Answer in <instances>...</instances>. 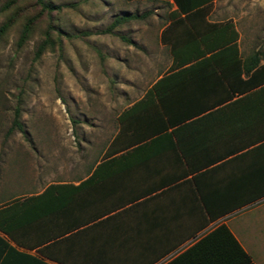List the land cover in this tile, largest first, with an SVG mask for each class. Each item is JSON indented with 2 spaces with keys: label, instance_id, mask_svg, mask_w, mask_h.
Wrapping results in <instances>:
<instances>
[{
  "label": "crops",
  "instance_id": "crops-1",
  "mask_svg": "<svg viewBox=\"0 0 264 264\" xmlns=\"http://www.w3.org/2000/svg\"><path fill=\"white\" fill-rule=\"evenodd\" d=\"M126 1L152 4L117 12L136 16L114 28L151 32L120 34L118 84L96 117L102 142L78 164L61 159L54 179L35 187L32 151L0 152V206L49 183L80 186L71 213L43 219V234L79 222L49 238L60 260L40 255L33 233H18L22 242L0 233L55 264H264V7ZM147 14L152 24L132 21ZM230 26L236 36L224 41ZM231 42L236 55L216 51ZM25 211L13 214L16 225L25 227Z\"/></svg>",
  "mask_w": 264,
  "mask_h": 264
},
{
  "label": "rangeland",
  "instance_id": "rangeland-1",
  "mask_svg": "<svg viewBox=\"0 0 264 264\" xmlns=\"http://www.w3.org/2000/svg\"><path fill=\"white\" fill-rule=\"evenodd\" d=\"M29 1L15 0L11 7L4 8L5 0H0V23L14 8L26 7ZM51 1L60 8L43 14L20 47L15 40L24 14L0 35V152L23 145L32 151L34 187L54 179L61 159L64 167L78 164L102 142L104 128L96 117L111 107L106 106L111 102L110 90L118 84V53L125 44L120 34L136 38L151 32L141 25L104 29L114 13L151 2ZM225 2L236 11L264 7V0ZM49 19L56 27L49 34L52 43L35 57L36 45ZM132 21L152 24L153 20L147 14ZM15 105L21 126H13L6 133Z\"/></svg>",
  "mask_w": 264,
  "mask_h": 264
},
{
  "label": "trees",
  "instance_id": "trees-1",
  "mask_svg": "<svg viewBox=\"0 0 264 264\" xmlns=\"http://www.w3.org/2000/svg\"><path fill=\"white\" fill-rule=\"evenodd\" d=\"M174 1L176 2L178 7L184 8L200 4V2H203L204 0H189V2L187 0ZM14 2L15 0H5L3 7L9 8L14 4ZM29 3L30 4L28 6L26 5V7L20 6L14 8L12 12L8 13L0 23L1 35L16 22L17 18L21 14H24L20 22L17 38L15 40V44L17 47H20L28 39L33 25L37 21H39L40 17L43 14L49 15L52 11L59 9L61 6L60 4L53 3L51 0H30ZM28 7L33 8V11L28 12ZM135 16V14L126 12L114 13L104 29L106 31H109L114 28V26L119 25L129 18H134ZM52 22L53 21L50 19L46 22V26L43 30V38L38 42L34 51L35 57H37L46 46H50L52 43L49 34L52 29H56L55 25ZM226 25H228V23H226ZM230 29V37H225L224 41L232 40L235 38V30L231 26ZM229 49L233 51L234 55L237 54V48L234 42L219 47V49H217L216 51L218 53H225L227 51H230ZM216 51L213 52L216 53ZM261 55V48L258 47L252 49L246 55V57L241 60L243 64V70L247 71L250 67L257 64L258 59ZM260 67L264 69V66L261 65ZM13 126H17L19 128L21 126L18 120L17 105H15L13 108V117L10 125L6 129V133L10 132ZM79 189L80 186L78 184L73 185L70 182L49 183L40 192L28 195L21 200H14L6 203L3 206H0V232L6 234L9 238L14 240V242H22L18 238V233L24 235L33 233L37 237L35 242H42L39 244H43L40 247H37V252L42 256L50 258L51 260H60L55 250H50V247H54L56 243L55 239L51 240L49 238H54L56 236V232H60L62 234L63 232L71 230V226L73 224H79V222L68 223V226L64 228L62 227L57 231L52 230V232L43 234V219L47 215H56L58 213L66 215L71 213L73 208L72 201H74L76 196L78 197L79 195H81ZM23 207H25L26 209L25 221L23 223L25 224V227L22 225V223L20 225H16V222H14L13 220V214H16L18 209L22 210ZM21 226H23L24 228H20ZM46 241L48 242L43 243ZM24 244H26L28 247L30 246L28 242H24ZM39 254L35 255L33 253L17 249L14 245L9 243V241L0 233V264H55L42 259Z\"/></svg>",
  "mask_w": 264,
  "mask_h": 264
}]
</instances>
